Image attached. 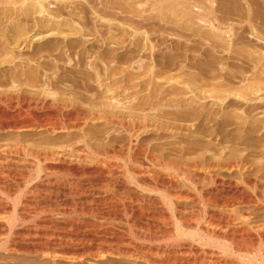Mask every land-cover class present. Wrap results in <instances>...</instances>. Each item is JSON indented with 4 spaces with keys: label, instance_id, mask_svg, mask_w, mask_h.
<instances>
[{
    "label": "rangeland",
    "instance_id": "1",
    "mask_svg": "<svg viewBox=\"0 0 264 264\" xmlns=\"http://www.w3.org/2000/svg\"><path fill=\"white\" fill-rule=\"evenodd\" d=\"M168 1L0 0V19H20L24 23L29 22L30 28L34 27L36 20L49 19V17L82 22L81 26H83L82 29L85 30L84 33L86 32L88 40L91 41L90 39L97 37L99 39L96 41L97 43L99 41V44H95L97 47L94 51L87 47L88 44L80 43L79 46L75 36L68 35L70 37H65L63 35L62 37V35L54 34L51 35L50 40H53L52 44L55 43V51L46 53L42 58L36 59L37 61L34 60L33 62H36L32 63L36 65L39 62L46 63L48 61L51 64L72 66L79 61L80 57H85L83 59L86 66L92 64L103 69L118 68L117 75L112 77L101 75L105 81L99 77L100 81L94 82V87L101 90L100 86L104 83L103 85L119 88L118 94L120 93L121 96L119 95L118 100H112L108 97L105 98L107 101L104 99V102L110 106L114 104L113 106L127 108L131 103L133 105L142 104L140 106L142 108L138 107L134 111L142 117L128 125L134 133L133 139H130V135L116 125L107 126L109 129L103 121H96L95 123L98 125L95 128L88 125V129L91 130L87 129V132L92 133L91 135L96 136V138L100 137V141L102 138L106 141L109 137L108 134L121 137L116 143L118 149L116 148L117 150L111 155V161L115 162L118 168L120 182H113L110 187L107 186V190L106 188L102 189V197L111 196V200L113 199L115 202L131 203L135 207L161 206L163 209L173 212H176L175 209H177L176 214L183 220L196 219L206 215L208 217V215L212 216L225 212L227 208L220 200L222 196H230V190L233 193L238 190H240L238 191L240 194L247 193L257 202L256 205H261L264 196L261 193L260 181L258 177L256 178L258 174L255 170L259 167L258 164L264 161H261L263 158L251 157L252 166L254 165L255 169L252 173L253 176L251 174L252 180L247 183L242 182L237 172L223 175V171L215 172L216 169H209L204 161L205 158L214 155L210 149L213 145L250 144L251 142L250 145H255L259 141L258 138L264 133V104L257 106V109L248 104L236 105V107H230L223 114H217L215 117L211 115L215 119L210 115H202L201 124L197 126L198 128L192 127L191 124L199 117V114H202L199 111L202 109V104L199 102L201 99L226 97L227 95L230 98L242 96L248 99L250 97V99L258 96L264 97V0ZM177 1L178 3H176ZM199 14H201V20ZM45 27L47 28H44L45 30L61 29V26L58 28L53 26V29L48 25ZM1 28L8 30V27ZM68 29V27L64 28V30ZM11 36L0 35V43H5L2 46H14V49L17 48V52L20 43H14L16 37L12 36L13 40L10 38ZM9 39L13 41H9ZM19 40L21 42V38ZM25 57L22 58L27 61L29 57ZM127 74L133 76L132 84L123 81ZM159 80L161 83H158ZM157 83L161 85L159 88ZM67 86L71 85L68 84ZM81 92L89 98H95L94 95H96L95 91L82 89ZM81 103L78 105L90 110L91 105L89 103L84 104L83 101ZM117 103L118 105H116ZM111 107L108 106V108ZM51 109L52 112L56 110L55 108ZM65 110L72 111L70 108ZM158 110L162 112L160 121L153 119ZM67 111L66 113H69ZM144 116H150L152 119ZM247 124L249 127L259 126V132L250 134L245 128L248 127ZM94 129L99 134L94 133ZM217 134L220 138L216 137ZM78 137L72 141L73 144L79 143L81 137L79 140ZM133 141L135 142L133 143ZM79 145L80 143L75 146ZM137 145L143 147V150L148 148L147 153L137 150L140 149ZM149 150L153 153L151 154ZM153 154L156 155L154 158H152ZM24 158L25 165L22 164L21 166L26 167L28 162L30 167L33 165L32 168L28 169L30 174L33 171H42L50 164L41 163L32 157L26 156ZM217 158L219 157L217 156ZM7 159L10 160V157L1 161H8ZM89 161L87 159L84 163L86 166L92 167L94 164L90 162V165ZM41 167L43 168L41 169ZM220 173L222 174L220 175ZM58 177L62 178L63 176ZM65 177L63 179L66 181L73 179L72 175ZM230 181L238 186L230 187L228 184ZM100 187L98 186V189H101ZM118 199L119 201H116ZM255 204L242 205L239 209L254 208ZM42 216L46 218L49 215L42 213V215L37 216V220L43 219ZM57 216V220L61 222L74 220V217ZM87 218L89 219V217ZM35 220L23 222L17 219L14 225L17 229L33 226ZM3 221L6 222L7 220H0V224L5 223ZM257 221V218H253L252 223ZM99 223L104 222L102 220ZM239 224L240 221H235L233 229L213 228L216 236L212 240L200 236L197 237L196 242L191 239H184L183 243L192 242L198 254H202L209 261L213 260L211 262L218 261L217 259L223 257L236 258L242 250L243 254L247 252L251 254L263 253L264 241H261L258 236L253 237V239L231 236L234 230L242 229ZM139 242L149 247H160L167 244L164 241L141 240ZM223 247L228 248L232 253L224 254ZM3 253L4 251L0 250V256H4ZM9 262H0V264H9Z\"/></svg>",
    "mask_w": 264,
    "mask_h": 264
},
{
    "label": "bare ground",
    "instance_id": "2",
    "mask_svg": "<svg viewBox=\"0 0 264 264\" xmlns=\"http://www.w3.org/2000/svg\"><path fill=\"white\" fill-rule=\"evenodd\" d=\"M200 17L201 14H199ZM56 18L36 20L33 28H30L29 22L24 23L20 19H0V27H8V30L1 28L0 32L3 33L0 35H12L16 37L15 40L12 36L10 37L14 43H20L17 52L16 44V49L11 45L12 49L11 46H2L5 43H0V220L8 221L0 224V250H3L5 254L0 256V262L10 261L9 264L11 262H14L13 264H264V252L251 254L244 250L247 253L243 254L242 250V254L240 253L236 258L222 256L223 258L217 259L218 261L211 262L213 260L209 261L201 253V255L198 254L192 242L183 243L184 239L196 242L197 237L200 236L212 240L216 236L213 228L233 229L235 221H240L239 225L242 229L234 230L231 236L250 239L258 236L261 241H264V200L261 205H256L257 202L251 195L244 192L240 194L238 189L235 193L230 190V196L221 197L220 201L227 208L225 212L190 220L181 219L176 214L177 209L173 212L161 206V208L158 206L135 207L131 203L120 202L119 199L116 200L119 202H115L111 200V196L102 197V189L107 190V186L110 187L113 182H120L119 171L115 162L111 161V155L118 149L116 143L121 137L108 134L106 141L104 138L100 141V137L96 138L91 135L92 133L87 132L91 130L88 129V125L95 128L98 125L96 121H103L106 127L116 125L121 127L123 132L128 133L130 139H133L134 133L128 125L138 118L140 120L142 116H138L134 111L138 107L142 108L140 107L142 104L131 103L127 108H120V106H113L114 104L111 107L104 102L106 97L118 100L121 96L120 93L118 94L119 88L103 85L104 83L101 85L99 82L101 90H98L94 87V82L100 81L99 77L103 79L102 76H114L118 68L103 69L92 64L86 66L85 57H80L79 61L72 66L51 64L48 61L33 64L37 61L36 59L42 58L46 53L55 51V43L52 44L53 40H50L51 35L54 34L62 35V37L63 35L75 36L79 46L80 43L88 44L87 47L93 51L99 44V41L96 42L99 40L98 37L88 40L85 30L82 29V22ZM47 25L52 29L61 26V29L45 30ZM63 27L69 29L64 30ZM12 39L9 41H13ZM25 56L29 57L27 61L22 58H26ZM34 60L36 61L33 62ZM123 81L131 83L133 76L127 74ZM158 83H161L160 80ZM68 84L71 86H67ZM160 86L158 84V88ZM82 89L95 91L96 95L93 94L95 98L90 97V99L89 96H85V93L81 92ZM227 96L207 98L209 100L201 99L199 102L202 104V109L199 111L202 114L198 115L199 117L192 122L191 126L198 128L202 115L215 117L236 105L248 104L257 109V106L264 104V97L248 99L242 96H236V98ZM80 101L84 104L89 103L90 110L82 108V105L79 106L78 104H82ZM51 108L56 110L52 112ZM68 108L72 111L65 110ZM149 117L145 118L150 119ZM214 117L212 118L215 119ZM153 119L156 121L162 119L161 110L157 111ZM258 127L245 128L251 134L258 133L260 130ZM94 133L99 134L96 130ZM77 137L78 140L81 139L79 140L81 147L75 146L79 144L76 141V144L72 143ZM258 139L255 145H250L252 142L213 145L210 149L214 155L205 158L204 162L209 169H216L215 172L223 171V175L237 172L242 182L247 183L252 180L251 174L255 169L254 165L252 166L251 157L259 156L263 158L261 161L264 160V133ZM139 148L137 150L147 153L148 148L146 150H143V147ZM26 156L36 158L41 163L50 164L44 170L41 167L42 171H33L30 174L28 169L33 165L30 167L29 162L26 163V161L27 166H21ZM154 156L156 155L153 154L152 158ZM5 157H10V160L2 162L6 159ZM87 159L90 160L89 164L90 162L94 164L92 167L84 163ZM258 166L255 170L258 174L256 178L258 177L260 181L261 193L264 196V161ZM68 175H72L73 179L67 178L69 179L67 181L63 179ZM228 184L230 187L238 186L233 181ZM98 186H101V189H98ZM252 204H255L254 208L239 209L242 205ZM42 213L49 216L46 218L42 216L43 219L37 220V216ZM57 215L74 217V220L61 222L57 220ZM253 218L258 219L254 224ZM17 219L23 222L36 220L33 226L17 229L14 225ZM102 220L104 223H99ZM141 240L164 241L167 244L149 247L140 243ZM250 243H248L249 246ZM226 247L222 248L223 253L231 254L232 252Z\"/></svg>",
    "mask_w": 264,
    "mask_h": 264
}]
</instances>
